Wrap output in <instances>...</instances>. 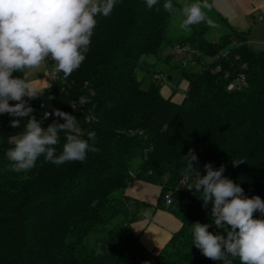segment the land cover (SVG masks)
Wrapping results in <instances>:
<instances>
[{"label": "trees", "instance_id": "1", "mask_svg": "<svg viewBox=\"0 0 264 264\" xmlns=\"http://www.w3.org/2000/svg\"><path fill=\"white\" fill-rule=\"evenodd\" d=\"M185 1L172 0L178 10L169 14L165 0L156 6L160 11L149 9L146 0H117L109 16L96 17L78 69L63 77L64 84L28 100L37 120L55 109L74 115L82 138L96 133L99 151L61 165L41 155L35 167L17 173L5 155L13 145L0 134V264H221L192 245L191 224L212 225L211 204L205 209L201 194L187 189L195 177L181 176L182 156L194 150L201 175L206 163L224 165L223 175L245 195L264 200V49L250 47L247 33L232 27L209 41L206 23L191 25L189 35L170 36L171 18ZM180 45L194 50L189 62L200 67L180 73L186 89L174 101L161 94V72L144 57L170 64L172 55L163 52ZM138 69L153 72L146 88ZM14 75L25 79V70ZM240 75L244 84L229 90ZM10 119L20 120L15 134L25 130L28 117ZM47 120L64 123L54 115ZM59 135L57 154L66 142V134ZM133 179L159 186L155 205L126 196ZM145 209L165 210L180 222L156 254L145 251L129 229ZM209 231L224 234L214 225Z\"/></svg>", "mask_w": 264, "mask_h": 264}, {"label": "clouds", "instance_id": "2", "mask_svg": "<svg viewBox=\"0 0 264 264\" xmlns=\"http://www.w3.org/2000/svg\"><path fill=\"white\" fill-rule=\"evenodd\" d=\"M116 3L117 0H0V114L28 117L25 130L11 136L13 147L5 152L10 170H31L41 155L45 161L61 165L83 162L89 152L99 151L95 147L96 133L89 131L87 139L82 138L72 114L59 109L47 112L44 119L54 115L64 123L54 120L47 128L42 127V121L32 115L28 100L41 96L44 89L14 73L37 69L50 58L56 63V73H63L66 79L86 58L96 17L109 16ZM158 4L159 0H146L149 9ZM162 7L169 14L178 10L172 0H165ZM208 8V0L181 7L184 19L180 27L188 29L201 23L215 27L204 11ZM86 102L83 96L78 100L81 105ZM11 126L20 127V120H11ZM61 132L66 134V142L57 154ZM182 160L185 166L180 174L184 180L195 177L187 189L201 194L199 199L205 209L211 204L212 225L191 224L192 245L204 257L221 264H233L237 259L239 264H264V200L258 195H245L242 187L223 175L224 165L217 169L206 163L205 174L201 175L193 163H198V157L192 149ZM256 212L259 218H254ZM144 216L150 218L151 209H145ZM213 225L224 234L209 231Z\"/></svg>", "mask_w": 264, "mask_h": 264}, {"label": "rangeland", "instance_id": "3", "mask_svg": "<svg viewBox=\"0 0 264 264\" xmlns=\"http://www.w3.org/2000/svg\"><path fill=\"white\" fill-rule=\"evenodd\" d=\"M196 0H190L184 2V5L196 3ZM210 8L204 9L207 17L213 22L215 27L209 26L205 37L209 41L216 40L221 34L229 31V27H232L240 32H246L249 37V45L255 50L264 49V0H208ZM261 17V19H259ZM182 13L174 14L171 18L169 25V34L172 37L179 35H189L192 31L189 26L188 29H182L180 27L183 22ZM169 53V50H165L163 55ZM144 59L153 68L154 72H161L163 78L159 79L161 83V94L169 95L168 97L178 98L184 95L186 89V82L181 79L180 73L183 70H199V65L194 62H189L191 57H175L171 56L170 64L164 63L162 59H156L153 56L144 57ZM185 63L181 66L180 63ZM28 69H25V71ZM153 72H146L138 69L137 76L139 79H144L142 87L146 88L152 79ZM48 76L43 71L37 73L33 77H28L27 81L36 79L38 77ZM49 77V76H48ZM168 77V80L167 78ZM50 79V78H49ZM48 79V80H49ZM50 84H51V80ZM11 116L8 114H0V129L2 133L10 135L15 133V127L11 126ZM139 164V159L133 162V166Z\"/></svg>", "mask_w": 264, "mask_h": 264}, {"label": "crops", "instance_id": "4", "mask_svg": "<svg viewBox=\"0 0 264 264\" xmlns=\"http://www.w3.org/2000/svg\"><path fill=\"white\" fill-rule=\"evenodd\" d=\"M43 70L47 74L46 66L44 64L37 69H28L25 71V79L27 80L29 76L33 77ZM48 79V76H41L30 80V82H36L39 87L46 89L51 85L49 81L50 79ZM164 96L168 97L169 95L164 94ZM183 96L184 95L178 98L171 97V99L174 101H180ZM125 194L132 200L155 205L160 194V188L155 184L133 179L127 185ZM151 212L152 216L150 218L145 219V216H143L137 221L132 222L129 225V229L138 237V241L145 251L151 254H156L164 247L171 235L179 229L180 222L165 210L156 209Z\"/></svg>", "mask_w": 264, "mask_h": 264}, {"label": "built area", "instance_id": "5", "mask_svg": "<svg viewBox=\"0 0 264 264\" xmlns=\"http://www.w3.org/2000/svg\"><path fill=\"white\" fill-rule=\"evenodd\" d=\"M259 19H261V17H259ZM169 52H170V54L172 56H175V57L187 56L189 58V57H192V55L194 54V50L191 47L187 46V45H180V46L172 47V48L169 49ZM43 64L46 66L47 74H48V76H49V78L51 80V85L50 86L58 85V84H64L65 83V80L63 79L62 74L61 73H56V71H55V69H56L55 61H53V60H51L49 58V59H46V61ZM242 67H244V65H242ZM214 71H219V67H216L214 69ZM161 77H162V75H156L157 79H161ZM236 82L240 83V84H244L243 75H240L239 78L237 79V81H235L233 83H230L227 88L229 90L234 89L236 87V85H235ZM45 116L40 121H42L41 126L44 127V128H47L48 125L51 124V122L48 121L47 119H44ZM1 133H2V129H0V134ZM13 135H15V133H12V134L7 136V141H8L9 144H11V142H10L11 141V136H13ZM182 183L185 184L184 181H182ZM187 188H188V186H187ZM164 200H165L166 204L170 203L169 194H165L164 195Z\"/></svg>", "mask_w": 264, "mask_h": 264}]
</instances>
